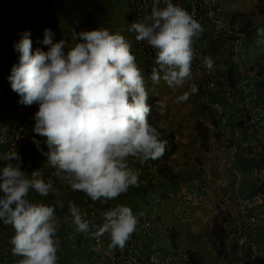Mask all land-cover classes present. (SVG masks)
<instances>
[{
    "label": "clouds",
    "instance_id": "9594fccd",
    "mask_svg": "<svg viewBox=\"0 0 264 264\" xmlns=\"http://www.w3.org/2000/svg\"><path fill=\"white\" fill-rule=\"evenodd\" d=\"M20 1L6 0L0 5V19L3 24L13 6ZM122 1L125 18L130 27L131 37H133V42L131 41L130 44L122 35L113 34L116 31L125 32L124 27L117 26L113 29L115 32L106 29L107 26L111 30L110 24H104V21L117 4L112 6L110 0H103L108 13L101 24V28L75 32L66 21L75 40V44L67 50L66 41L58 36L57 31L53 30L56 26L52 21L53 19H61V21L64 19L51 15L52 17L45 21L48 28L43 27L44 30L42 29L40 35L33 29L35 34L39 35V41H35L33 47L30 39L31 33L27 31L20 33V39L12 43L14 51L19 56L18 63L12 66L11 72L8 66L9 63L13 62L12 56L8 52L6 55L0 53V77L8 80L12 90V92H5L6 97L2 100L0 108H4L7 98H14L13 100H18L22 113L21 118H23L12 127H0V137L4 135L5 130L10 133L12 129L19 127L25 121L27 122L25 139L18 151L10 150L0 154V160L4 162V166L0 167V190L4 193V196L0 198V221L4 224L1 222L0 224L12 225L15 230V235L10 243L13 245L12 254L24 257L19 264H57L58 260L57 241L54 237L59 225L55 215V207L29 201L26 197L30 190H34L41 196H48L49 193L58 196L59 192L55 186L60 180L67 184L71 190L83 192L93 201L106 202L119 197L131 188L138 187L141 174L149 172L155 175L160 166V164L149 163L140 168V165L131 163L129 158H135L141 164H145L149 160L151 162L157 159L162 161L161 159L165 158L168 141L162 139L157 128L148 121L151 111L147 104L149 98L144 78L138 67L143 63L146 64L142 71L146 74L148 69L151 70L150 79L153 84H159L163 79L170 88L183 87L193 74L191 70L194 56L193 47H197L192 45L193 38H199L204 31L200 23L211 25V21L198 22L184 8L177 5L180 3L177 0H149L150 14L145 15L143 20L137 21L133 9L130 8L132 1ZM222 2L225 3L228 15L232 17V23L236 24L244 37L247 38L246 30L249 27L246 19L243 20L244 26H241L237 22L241 15L237 16L230 13L227 0ZM10 3H13V6L11 9H7V5ZM161 3L164 7H160ZM129 14L131 15L130 21L127 18ZM76 23L78 25V21ZM27 26L33 28L32 23ZM217 35L222 36L221 34ZM225 39L228 41L227 38ZM141 42H147L155 50L156 66L152 69L149 68L147 60L140 53ZM32 50L35 52L33 53ZM232 56L235 59L234 53ZM245 58L241 59L240 62L234 61L236 64L243 61L242 66L247 67L244 64ZM203 65L211 71L214 67V61L210 56H205L203 57ZM240 68L238 66L239 77ZM256 72L257 68H254L253 75L260 83L261 92H263L264 81L256 76ZM197 92L198 87L192 84L190 91L177 96L174 102L178 104L186 102L191 94ZM209 94L219 95L217 93ZM226 101L228 100L221 102L226 104ZM261 102L264 104V100ZM33 104L38 105V111L35 115L25 109V106ZM210 105L206 110L208 121L216 129L214 123L210 122ZM226 105L228 106V103ZM24 111H27L28 114L24 115ZM32 119L35 121L32 128L34 135L32 140L28 141V145L34 143L40 151L47 147L48 152L44 154L53 167L44 178H41L40 171H33L29 175L22 170L23 161L19 153L25 149L27 128ZM230 119L235 132L236 127L232 122L231 115ZM243 119L245 125L247 124V127L249 125L248 131L251 134L243 140H249L252 149L255 150L256 147L257 149L242 161L250 157H255L257 160L251 169L245 171L237 167V163L241 161L232 164L228 160L231 165L229 184L241 188L249 183L252 186L256 185V188L247 197L238 201V207L230 206L228 211L216 217L208 214L203 216L207 222L212 223L210 234L215 223L221 225L225 231V248L222 255L218 254L210 237L212 249L215 250L218 257L216 264H243L247 259L252 262L259 260L261 264H264V252L260 251V255L253 258L251 250L239 246L228 231L229 221L232 218L231 212L233 215L239 216L264 210V199L256 207L242 206L243 200L255 194L264 195V191H259L261 184L258 183L264 174V163L262 166L259 163H262L261 154L264 153V138L257 136L260 128L264 130V123L254 124L245 116ZM36 136L45 139L38 141ZM216 138L219 141L217 135ZM44 143L46 144L45 148H40ZM0 145L5 147L4 143ZM220 145L223 148L221 143ZM223 151L225 152L224 149ZM171 157L168 161V174L177 176L180 174L181 165L185 164V160L175 162L172 170ZM209 162L207 160V163ZM192 163L199 169L198 182L194 185H187L184 188V193L193 199L203 201L214 185V177L208 164L206 166V163L201 160H193ZM132 165L136 168L133 169ZM155 166L157 169L153 170L152 167ZM234 167L244 174H248L253 169H258V175L250 179L246 178L240 185H235L231 180V171ZM139 168L143 171L145 168L148 170L139 174V170H137ZM203 169L208 172L206 177ZM52 173L56 176L55 186L51 180L46 182V178ZM57 203L63 209V203L60 201ZM202 203L205 204L203 207L206 208V201ZM89 207H92L96 212L97 220L102 225H90L88 221L82 219L80 212ZM110 208L112 209L110 210ZM69 210L75 227L86 238L88 249V240L84 233H90L94 238L106 234L105 239L110 238L109 249L116 247L122 249L131 234L134 233L137 220L140 222V229L147 235L155 226L154 221L147 216L146 209L140 208L132 212V209L124 204L110 205L108 211L104 213V223L100 222L97 208L93 204L80 210L76 208L75 204H70ZM248 210L251 212H247ZM140 211L144 212L145 219L151 223L148 231L142 228V219L135 216V213ZM187 213H191V215L188 216ZM196 216L197 211L190 208L179 215L188 223ZM259 227L264 229V226ZM170 232L171 230H168V236H170ZM254 239L262 242L264 237L258 239L254 236ZM172 244L173 249L169 252H164L155 245L152 247L155 246L156 250L170 258L168 264H204L198 252L181 248L176 242ZM1 245L2 239L0 237V247ZM104 245L105 241L102 250ZM131 245L134 244L130 243L121 253H126ZM137 249L139 251L138 260L145 262L151 249L145 256V260L140 258V249L139 247ZM232 249L234 254H231ZM91 253L97 263L101 255ZM0 264H8V262L0 258Z\"/></svg>",
    "mask_w": 264,
    "mask_h": 264
},
{
    "label": "crops",
    "instance_id": "0c3cea01",
    "mask_svg": "<svg viewBox=\"0 0 264 264\" xmlns=\"http://www.w3.org/2000/svg\"><path fill=\"white\" fill-rule=\"evenodd\" d=\"M240 0H235L236 4L233 6V0H227L228 10L230 13L241 15L237 22L244 26L243 20L246 19V23L249 28L246 32L249 35V51L248 56L244 59V64L247 67L250 66H264V57L262 55V49L264 50V13L256 12V7L260 4L264 5V0H243L244 4L239 7ZM111 5H116V10L125 16L124 3L122 0H110ZM173 3V2H172ZM176 5L175 3H173ZM180 6V4H177ZM160 7H164L161 3ZM251 8V10H250ZM126 17V16H125ZM259 18L263 23L259 24ZM56 27L53 28L57 31L60 38L66 41V50L75 44L73 39V33L68 25L62 23L61 19L52 20ZM251 23V25H250ZM204 29L203 33L199 38H193L194 46L199 47L206 56H210L215 65V72L219 74H225L227 69L226 61H234L233 56L228 44V41L220 35H217L214 28L209 23H200ZM250 25V26H249ZM111 26V24H110ZM106 29H109L106 26ZM125 32L116 31L113 34L122 35L126 41L130 44L133 42L129 27L125 28ZM3 45L0 43V47H5L4 51L0 53L6 55L8 52L12 57L16 59L17 52L14 51L12 43H7L3 40ZM4 45H8L4 46ZM8 48V49H7ZM259 54L257 58L253 59V55ZM243 62V61H242ZM241 63H237L239 67ZM146 66V64H145ZM11 72V71H10ZM147 77H151V72L145 74ZM199 85V78L196 74H192L191 78L186 81L185 85L181 88H170L167 83L161 79L159 84H151L146 88L149 97H156L158 99V111L161 114V126L167 132L174 135V141L177 144V152L171 157L170 165L173 170L175 162L179 160H185V164L181 165V172L177 180L170 182L167 178L160 177V175H151L152 183L155 188L146 189L142 191L144 186L139 183L138 187L131 188L126 193H122L119 197L103 201H93L90 197L80 191H73L71 188L58 180L55 189L58 190L59 195L49 193L48 196H41L34 190H30L26 197L33 203H44L46 205L55 207V214L60 212L61 220L58 222V229L62 230L63 238L55 236L54 239L57 241V264H96L94 255L89 251L86 243V238L79 233L71 212L69 210L70 204H75L77 209L93 204L97 208L100 222L104 223V213L108 211V207L112 204H124L132 209V212L143 208L147 210V216L151 218L155 226L151 232L147 235L140 229V222L137 220V225L134 233L131 234L129 240L126 242L124 248L116 247L109 249L110 238L105 239L104 253H121L126 247L133 243L140 249V258L144 259L149 253L153 245L163 250L164 252L172 251L173 244L170 240V236L167 235L168 230L173 231L172 236L176 238V243L179 247L190 250L191 252H198L201 256L204 264H216L218 257L215 250L212 249V243L210 239V231L212 230V223L207 222L203 216L208 214L212 217L222 215L229 210L230 206H239L238 201L241 198L247 197L251 194L256 185L252 186L249 183L241 188L229 184V171L230 163L228 162L226 153L223 151L219 141L216 138V129L210 125L208 121V112L206 111L209 105L215 101H225L222 96L216 94H209L203 91L201 88L198 92L191 94L186 102L175 103L177 96L184 92L190 91V85ZM14 99V98H13ZM10 97L7 98V105L0 108V123H3L2 127H12L18 123L21 119L23 120L22 113L18 100H13ZM235 101L228 103V108L232 118V122L236 129L234 137L236 139H246L247 136H251L250 131L245 128L242 129L237 127V123H244L243 112L240 106V99L235 97ZM15 102L14 107L16 108L15 116H18L19 120L13 122L15 119L10 116L6 107ZM230 103V104H229ZM12 105V104H11ZM17 105V106H16ZM18 111V112H17ZM163 115L169 121L172 126V130L168 131L162 124ZM34 119L30 121L29 127L27 128V143L25 149L19 154L22 157L23 167L22 170L27 172L29 175L33 171H40L44 176L52 170V166L49 164L47 156H39L36 153L33 157L30 156L31 150L28 141L32 140L34 135L32 128L34 127ZM202 125L204 132L198 131V124ZM247 125V124H246ZM202 136L207 137V141L204 142ZM38 136H36V139ZM43 152L47 153L48 148L43 149ZM131 163L138 164L140 166L148 165L151 160L145 164H141L135 158H129ZM193 160H201L210 166L211 174L214 177V185L210 190L208 196L201 201L200 199H193L189 197L187 193H184V188L187 185H194L198 182L199 169L192 163ZM207 160L210 162L207 163ZM257 158L250 157L245 161L237 163V167L242 171L251 169ZM259 184H264V174L262 178L258 180ZM196 186V185H195ZM147 188V187H145ZM60 201L64 207L61 209ZM206 201L207 207L204 208V202ZM194 209L197 211V216L191 221L186 222L180 218L179 215L186 209ZM260 209V207H258ZM247 212H251L248 210ZM170 232V234H171ZM15 235V230L12 225H1L0 224V237L2 239V245L0 247V258L8 262V264H19L24 259L22 256L13 255L12 247L10 243L12 237ZM254 236L258 239L264 237V229L262 227L256 228ZM68 246V247H67ZM70 248L85 249L86 254L81 257H75L78 254L70 253ZM241 257V256H240ZM146 259V258H145ZM144 259V260H145ZM240 264V263H239Z\"/></svg>",
    "mask_w": 264,
    "mask_h": 264
},
{
    "label": "built area",
    "instance_id": "2783aa9c",
    "mask_svg": "<svg viewBox=\"0 0 264 264\" xmlns=\"http://www.w3.org/2000/svg\"><path fill=\"white\" fill-rule=\"evenodd\" d=\"M6 0H0V5ZM131 7L137 18V21L143 20L145 15H149V0H131ZM178 2L184 0H177ZM224 0H189L191 10L190 15L193 16L198 22L208 20L215 29L217 34H221L228 39L231 52L235 55V61L240 62L248 54V45L246 38L241 33L240 28L232 23V17L228 15ZM47 51V50H46ZM193 60L191 70L196 74L200 83L199 90L202 88L206 93H217L228 100L230 103L235 101V97L240 99L241 110L245 117H247L254 124L264 123V104L259 100V93L262 91L260 83L254 77L253 72L249 67L241 66L240 77L235 87H232L226 75H217L215 72V65L209 71L203 65V57L206 55L199 47H193ZM140 53L147 60L149 68L152 69L155 65V50L147 44L141 42ZM11 91L8 80L0 77V105L2 100L6 97L5 92ZM229 103V104H230ZM237 103V102H236ZM25 109L31 111L33 115L38 111V105L25 106ZM210 122L216 124V135L223 145L225 153L230 163L235 164L247 158L251 151L252 146L249 140L236 139L234 137V128L231 123L230 113L228 106L221 101H216L210 105ZM27 122L25 121L19 127L11 130L4 131V135L0 137V144L4 143L5 147L0 145V154L6 153L10 150L18 151L20 145L25 139V129ZM257 136L264 138V130L262 128L257 132ZM4 166V162L0 160V167ZM133 169L136 167L131 166ZM156 170L157 167H152ZM139 170V174L143 172ZM55 172V171H54ZM53 172V173H54ZM46 178V182L51 180L55 186L54 174ZM204 176L208 173L203 169ZM258 175V169H253L248 174H244L238 168L234 167L231 171V180L235 185H240L246 178L250 179ZM264 195L255 194L254 196L243 200V207H256L263 202ZM113 208V207H112ZM110 208V210L112 209ZM82 219L91 224L102 225L98 222L96 212L89 207L88 209L80 212ZM186 215L190 216L191 213ZM135 216L142 219V228L146 231L151 227V223L145 219L144 212H136ZM231 220L229 221L228 231L231 237L241 247H247L251 250L253 258L260 255V251L264 252V240L259 242L254 239L253 230L256 227L264 226V210L250 215L242 214L239 216L233 215L231 212ZM87 236L88 246L91 252L96 255H101L96 264H168L169 257L163 255L156 247L151 248L150 255L145 262L138 260V249L134 245L129 246L126 253H104L102 246L105 241L106 234L99 238H94L90 233H84ZM108 235V234H107Z\"/></svg>",
    "mask_w": 264,
    "mask_h": 264
},
{
    "label": "trees",
    "instance_id": "16d2710c",
    "mask_svg": "<svg viewBox=\"0 0 264 264\" xmlns=\"http://www.w3.org/2000/svg\"><path fill=\"white\" fill-rule=\"evenodd\" d=\"M179 4H180V7L184 8L188 13L190 12L191 6H190V3H189V0L181 1ZM257 8H258V11H259L258 13H262V12L264 13V6L258 5ZM49 17H52V16L51 15L41 16V17L36 18L32 22L33 29L35 30V32L37 34L39 33V35H40V32H42V29L44 30L43 27L48 28V24L45 23V21H47L49 19ZM127 18L130 21L131 20V15L129 14ZM250 25H251V23H250ZM248 37H249V35L247 34V38H246L247 45H249ZM132 54L135 56L134 53H132ZM136 63H137V60H136ZM226 63H227V69H226L225 75L228 78L231 86L235 87L237 81L239 80L238 65L236 64V62H233V61H226ZM144 65L145 64L143 63L142 66H144ZM254 68H257L256 76L258 78H261L264 81V66L262 65L261 67L260 66L249 67V69L252 72H253ZM148 71H149V69H148ZM150 72H151V70L149 71V73ZM258 96H259V100L263 101L264 100V91L260 92V94ZM147 104L150 106V109H151L150 114L148 116L149 123L152 126L157 128V130L161 134V138L162 139H166L168 141L167 148H166V151H165V158L161 159L162 161L157 159V160H154L153 162H150V163L151 164H160L156 174L160 175V177L167 178L170 182H173L174 180L178 179V176H176V175L170 176L168 174V172H169L168 161H169L171 155H173V154H175L177 152V144L174 141V135L171 134V133H167L161 126V114H160V112L158 111V108H157L158 99L156 97H149V99H147ZM6 105H7V102H5L4 107ZM26 114H28V112L24 111V115H26ZM214 126H216L215 123H214ZM237 126L242 128V129H244V128L246 129L247 128L246 130L249 129V125L247 127L245 125V123H237ZM198 131L200 133L205 131L202 128V125L200 123L198 124ZM202 139H203L204 142L207 141V137L206 136H202ZM241 139L243 140V138H241ZM256 149H257V147H256ZM255 150L252 149L251 152H254ZM261 160H262V163L259 162V161H257V162H259L260 165L262 166L263 163H264V153L261 154ZM140 168H141V166H140ZM147 170H148V168H145V170L143 172H145ZM151 175H153V174L149 173V172H145V173L140 175V184H142L141 186H144L142 191L143 190L146 191V189H148V188L152 189V190L155 188V185L152 183L151 178H149ZM145 187H147V188H145ZM259 191H264V184L259 185ZM0 222H1V224H4L2 221H0ZM172 234H173V231L170 234V240H171L172 243H175L177 240H176V238H174L172 236ZM210 237H211L212 241L214 242L215 247L217 248L218 254L222 255L223 250L225 248V239H226L225 238L224 228L221 225H219L218 223H215V225L213 227V231L210 234ZM243 264H261V262L259 260L252 262V261L247 259L246 261H244Z\"/></svg>",
    "mask_w": 264,
    "mask_h": 264
},
{
    "label": "water",
    "instance_id": "95a60500",
    "mask_svg": "<svg viewBox=\"0 0 264 264\" xmlns=\"http://www.w3.org/2000/svg\"><path fill=\"white\" fill-rule=\"evenodd\" d=\"M107 13L103 0H21L13 6L4 24L8 31L20 32L37 17L53 15L63 18L78 32L101 28ZM3 196L0 190V198Z\"/></svg>",
    "mask_w": 264,
    "mask_h": 264
},
{
    "label": "rangeland",
    "instance_id": "374dc122",
    "mask_svg": "<svg viewBox=\"0 0 264 264\" xmlns=\"http://www.w3.org/2000/svg\"><path fill=\"white\" fill-rule=\"evenodd\" d=\"M234 1L235 0H233V6H235L236 4L234 3ZM241 2L238 4V6L239 7H241L243 4H244V2H243V0H240ZM13 3H10V4H8L7 5V9H11V7L13 6L12 5ZM261 6H263L262 4H260ZM116 7L118 8V6L116 5ZM119 9V8H118ZM250 10H251V8H250ZM4 11V10H3ZM232 12V11H231ZM256 12H259L258 11V8L256 7ZM4 14V13H3ZM2 22V20L0 19V43L3 45V40H6V42L7 43H15V42H17L19 39H20V33H22V32H25V31H27V32H30L31 33V36H30V39H31V41H32V47L34 46V42L35 41H39V35H36L35 34V32H34V30H33V28L31 27V26H25L24 28H23V30L22 31H20V32H9L6 28H5V26H4V24H3V22ZM62 23H64L65 25H67L66 24V21H64L63 20V22ZM260 23H263V21L261 20V18H259V24ZM104 24H111V26H110V28L111 29H115L117 26H121V27H124V28H126L127 27V25H128V23H127V21H126V18H125V16L124 15H122V14H120L119 13V10H116V9H113L109 14H108V16H107V18H106V20L104 21ZM128 27H129V25H128ZM130 28V27H129ZM3 34V35H2ZM4 46H7L8 47V45H4ZM4 48L5 47H0V51H4ZM8 49V48H7ZM33 51V53L35 52L34 50H32ZM259 54V52H257L256 53V55H254V53L252 52V55H253V59H255V58H257L256 56ZM262 55H263V57H264V50L262 49ZM18 56H19V54L17 53V55H16V59H14L13 60V62L12 63H9V69H10V71H11V68H12V66L14 65V64H16V63H18ZM8 63V62H7ZM139 68V70H140V72H141V74H142V76H143V78H144V82H145V88H147L150 84H151V79H150V77H147L145 74H144V72L142 71L143 70V66L141 65V66H139L138 67ZM12 104V105H11ZM11 104H9L7 107H6V111H7V113L10 115V116H12V118L13 119H15L13 122H15V121H18L19 119V117L18 116H15L14 114L16 113V108L14 107V105L16 104L15 102H11ZM162 124H163V126L168 130V131H171L172 130V126L170 125V123H169V121L166 119V116L165 115H163V118H162ZM2 125H3V123H0V127H2ZM1 133V132H0ZM45 138L44 137H40V136H38V141H42V140H44ZM45 146H46V144L44 143L43 145H41V147L40 148H45ZM30 150H31V153H30V156L31 157H33L34 156V154L36 153L37 155H39V156H46L44 153L45 152H43V151H40V150H38L37 149V146L33 143V144H31L30 143ZM56 215V218H57V222H59L60 220H61V217H60V212H58V214L56 213L55 214ZM63 232H62V230H61V228H60V230L58 229V231H57V234H56V236H58L60 239L61 238H63ZM62 240V239H61ZM68 247V246H67ZM71 250H70V253H73L74 251H75V253H77L78 255L77 256H75V257H81L82 255L81 254H83V255H85L86 254V250L85 249H77V248H70ZM231 254H234V250L232 249V252H231ZM83 257V256H82Z\"/></svg>",
    "mask_w": 264,
    "mask_h": 264
}]
</instances>
